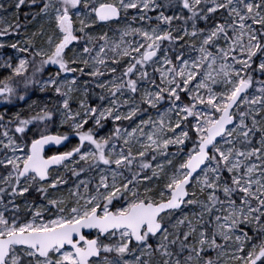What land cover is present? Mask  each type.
Masks as SVG:
<instances>
[{
	"label": "snow or ice",
	"instance_id": "6c2138e0",
	"mask_svg": "<svg viewBox=\"0 0 264 264\" xmlns=\"http://www.w3.org/2000/svg\"><path fill=\"white\" fill-rule=\"evenodd\" d=\"M0 68V264H264V0H9Z\"/></svg>",
	"mask_w": 264,
	"mask_h": 264
},
{
	"label": "rangeland",
	"instance_id": "374dc122",
	"mask_svg": "<svg viewBox=\"0 0 264 264\" xmlns=\"http://www.w3.org/2000/svg\"><path fill=\"white\" fill-rule=\"evenodd\" d=\"M8 2H9V1H8ZM8 2H6V1H1V0H0V3H5L6 5H7ZM12 10H13V9H9V10H8L9 13H10ZM24 11H27V9L25 8L24 10H23V9L21 10V16H20V21H21V23H26V21H25V19H24V17H23V14H22ZM150 15L154 17L155 15H157V13H150ZM152 23L154 24L155 21H153ZM36 26H37V23L34 22L33 24L29 25V28H34V27H36ZM189 30H190V29H189ZM5 53H6V54H13V53H12V50H10V49H9V50H5ZM7 71H8V70H6V69L0 68V75H2V76L4 77V75L7 74ZM2 106H3V105H2ZM9 107H12V106H9ZM2 110H3V108H2Z\"/></svg>",
	"mask_w": 264,
	"mask_h": 264
},
{
	"label": "trees",
	"instance_id": "16d2710c",
	"mask_svg": "<svg viewBox=\"0 0 264 264\" xmlns=\"http://www.w3.org/2000/svg\"><path fill=\"white\" fill-rule=\"evenodd\" d=\"M23 10H24V9H23ZM158 11H159V10H157V14H158ZM165 11H166V14H172L173 12H175L176 14H180L179 12L176 11L175 6H173V8H171V9H165ZM181 23H182L181 21H174V26H175V25H179V24H181ZM2 78H3V76L0 75V79H2ZM42 95H44V94L36 93V94L33 95L32 99H33V100L40 99ZM21 107H24V108L26 109L27 106H26V105H23V104L21 103ZM16 110H19V109L17 108ZM53 130H55V129H53ZM61 130H64V129H61ZM72 140H73V143L76 142V138L73 137Z\"/></svg>",
	"mask_w": 264,
	"mask_h": 264
},
{
	"label": "water",
	"instance_id": "95a60500",
	"mask_svg": "<svg viewBox=\"0 0 264 264\" xmlns=\"http://www.w3.org/2000/svg\"><path fill=\"white\" fill-rule=\"evenodd\" d=\"M1 1H6V0H1ZM2 108H3V106L2 105H0V110H2ZM49 147H51V146H49ZM61 147H63V146H61ZM48 151V148H46V152Z\"/></svg>",
	"mask_w": 264,
	"mask_h": 264
}]
</instances>
